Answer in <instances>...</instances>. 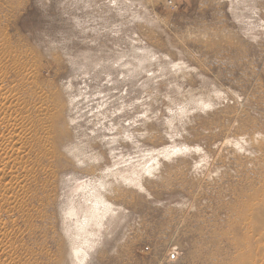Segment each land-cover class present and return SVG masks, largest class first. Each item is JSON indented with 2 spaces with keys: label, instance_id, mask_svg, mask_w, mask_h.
<instances>
[{
  "label": "rangeland",
  "instance_id": "1",
  "mask_svg": "<svg viewBox=\"0 0 264 264\" xmlns=\"http://www.w3.org/2000/svg\"><path fill=\"white\" fill-rule=\"evenodd\" d=\"M0 144V264H264V0H0Z\"/></svg>",
  "mask_w": 264,
  "mask_h": 264
},
{
  "label": "bare ground",
  "instance_id": "2",
  "mask_svg": "<svg viewBox=\"0 0 264 264\" xmlns=\"http://www.w3.org/2000/svg\"><path fill=\"white\" fill-rule=\"evenodd\" d=\"M9 144V143H8ZM0 148H1V144H0ZM8 148V147H7ZM5 156H6V160L8 161V160H12V157L14 158V156H18L19 154H20V151H19V148H17V147H15V146H12L11 148H10V150L9 151H5ZM169 155V154H168ZM169 157V156H168ZM9 162V161H8ZM145 168V167H144ZM150 168H151V166H150ZM154 168H156V167H153L152 166V170H149V171H147V172H149V174L150 173H152L153 172V170H154ZM144 170V169H143ZM146 170V169H145ZM147 172H145V173H147ZM115 176V175H114ZM121 176V175H120ZM116 177V176H115ZM126 177V176H125ZM134 177V181L133 182H129L130 180H128V178L127 179H125V178H122V177H120L124 182H127V183H129V184H131V185H133V186H135V187H137V188H139V189H142L143 187H142V185L140 184V181H139V178L138 177H135V176H133ZM130 179V178H129ZM97 186H99V187H102L103 185H102V183L101 182H99V184L97 185ZM95 187L96 186H94L93 188H94V190H95ZM104 187V186H103ZM6 191V190H5ZM91 191V190H90ZM95 192H96V190H95ZM94 195V194H93ZM94 198V200H95V202H97V203H99L100 205H96V206H99L98 208H109L108 206H107V204L102 200V198H100V199H98V197L97 196H95V197H93ZM96 203V204H97ZM72 209V208H71ZM71 209H70V214H72V211H71ZM73 210V209H72ZM75 212V211H74ZM73 212V213H74ZM85 221V220H84ZM100 222L101 221H96V223H95V227L96 228H98V227H101L100 226ZM4 228V227H3ZM1 234H2V232H1ZM7 244V243H6ZM82 247V246H81ZM83 249H85V248H83ZM83 249H79V250H81V251H78V252H76L75 253V255L76 256H78V254L79 253H82V252H84L85 253V251L86 250H83ZM3 250V249H2ZM4 252V251H3ZM9 262V261H8ZM3 263V262H2Z\"/></svg>",
  "mask_w": 264,
  "mask_h": 264
}]
</instances>
